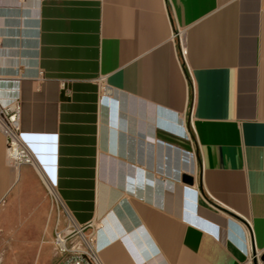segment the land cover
Listing matches in <instances>:
<instances>
[{"label": "crops", "instance_id": "0c3cea01", "mask_svg": "<svg viewBox=\"0 0 264 264\" xmlns=\"http://www.w3.org/2000/svg\"><path fill=\"white\" fill-rule=\"evenodd\" d=\"M16 85L14 252L51 253L49 185L101 220L103 264H264V0H0V99Z\"/></svg>", "mask_w": 264, "mask_h": 264}, {"label": "built area", "instance_id": "2783aa9c", "mask_svg": "<svg viewBox=\"0 0 264 264\" xmlns=\"http://www.w3.org/2000/svg\"><path fill=\"white\" fill-rule=\"evenodd\" d=\"M180 45V53L183 55L182 39L179 31L172 33ZM15 83H18L16 80ZM104 89V87L102 88ZM18 85L16 94L8 99H0V137L4 140L5 154L13 166L21 164L34 165V158L29 148L24 143L20 126V106L18 96ZM51 201V209L55 213V224L51 238V244L56 256L54 264H103L99 253L98 234L101 229V220L78 224L66 209L55 190L46 185ZM2 198H0V203ZM235 245L246 252L244 236Z\"/></svg>", "mask_w": 264, "mask_h": 264}, {"label": "rangeland", "instance_id": "374dc122", "mask_svg": "<svg viewBox=\"0 0 264 264\" xmlns=\"http://www.w3.org/2000/svg\"><path fill=\"white\" fill-rule=\"evenodd\" d=\"M3 146V143H0V148ZM4 199L0 203V210L4 208ZM28 236L32 237V234ZM11 237L5 232L4 229L0 228V264H34L35 260H32L29 256V252L27 250H17L13 251L10 247ZM51 247V253L49 252V248L46 245H43L41 251V264H47L44 262H48V258L53 254V248ZM55 256V255H54Z\"/></svg>", "mask_w": 264, "mask_h": 264}, {"label": "water", "instance_id": "95a60500", "mask_svg": "<svg viewBox=\"0 0 264 264\" xmlns=\"http://www.w3.org/2000/svg\"><path fill=\"white\" fill-rule=\"evenodd\" d=\"M181 182H183L185 184H191L192 178L190 176L184 174L181 176Z\"/></svg>", "mask_w": 264, "mask_h": 264}]
</instances>
